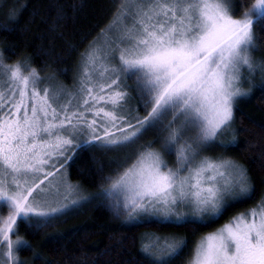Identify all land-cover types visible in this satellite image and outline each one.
<instances>
[{
  "label": "snow or ice",
  "instance_id": "6c2138e0",
  "mask_svg": "<svg viewBox=\"0 0 264 264\" xmlns=\"http://www.w3.org/2000/svg\"><path fill=\"white\" fill-rule=\"evenodd\" d=\"M131 3L122 33L81 54L73 92L46 83L30 57L8 64L0 53V213L8 212L0 215V264H18L14 246L27 245L10 238L18 222L38 230L70 206L49 202L54 187L65 190L64 201L75 190L66 180L70 161L84 151L130 146L150 129L167 134L162 149L149 142L112 184L134 194L125 205L130 217L151 211L177 226L206 224L251 198L246 168L201 152L232 126L238 98L250 94L241 87L243 70L264 79V60L253 56L264 34V0L240 18L233 0ZM132 92L150 108L143 117L129 107ZM173 151L177 166L169 168L164 153ZM186 246V239L165 240L164 255L175 257ZM188 264H264V197L202 237Z\"/></svg>",
  "mask_w": 264,
  "mask_h": 264
},
{
  "label": "trees",
  "instance_id": "16d2710c",
  "mask_svg": "<svg viewBox=\"0 0 264 264\" xmlns=\"http://www.w3.org/2000/svg\"><path fill=\"white\" fill-rule=\"evenodd\" d=\"M254 1L233 0L235 16ZM121 2L0 0V52L8 64L30 57L31 66L39 74L55 75L57 80L69 85L76 76L81 54L111 24ZM13 11L18 19L9 18ZM58 16L62 19L58 20ZM255 55L257 60H264V34L259 38ZM256 78L248 88L250 94L237 100L232 136L223 153L247 169L249 182L254 186L251 198L230 204L214 221L177 226L155 218H126L96 197L52 218L38 230L18 222V233L14 237L27 241L18 251L20 264H165L169 260L171 264H188L203 235L257 205L264 197V79L260 72ZM135 97L133 102L137 106ZM159 132L155 129L142 134L138 153L149 142L160 149ZM129 152L105 148L81 152L77 159L69 162L67 176L84 191L96 195L132 163L136 154L129 156ZM149 236L186 239L187 246L175 257L158 259L148 254L154 250L143 251Z\"/></svg>",
  "mask_w": 264,
  "mask_h": 264
},
{
  "label": "rangeland",
  "instance_id": "374dc122",
  "mask_svg": "<svg viewBox=\"0 0 264 264\" xmlns=\"http://www.w3.org/2000/svg\"><path fill=\"white\" fill-rule=\"evenodd\" d=\"M256 3H257V0H255L254 3L248 9L244 10L243 12L248 11L249 9H251L253 7V5H255ZM120 6H121L120 10L113 17L114 19L112 20L111 24L108 27L105 28V30L94 40V42H92L90 44V46L84 52H86V51H88L90 49H96V48H101L102 49V48H104L107 43L112 42L114 39H116L122 33V30H123L125 24H130V20L125 17L124 13L129 8L134 7V5H132L131 0H122ZM242 13L239 16H236V18H240L241 15H242ZM253 56L256 58L255 51L253 52ZM117 63H118V61H117ZM82 68H83V60L81 58L80 59V62H79L78 69H77V73L75 74L76 76L74 77L72 83H70L69 85L61 82L59 79L58 80L56 78L51 79L52 76H50L48 74H46V75L40 74V76L41 77H44L46 79V83H48V84H52V85H55V86H58V87H62V88L66 89L69 92H73L79 86V79H80V73L82 71ZM243 71H244V77L245 78H244V80H243V82L241 84V87H242V90L243 91L247 92L248 91V88L249 87L251 88V85L257 79L256 77L259 75V71H257L255 73V75L252 76V77H249L248 76L246 69H244ZM134 79L135 78L133 77L132 79H128L126 81L127 85L130 88L132 86H134ZM44 86H45L44 84L41 85V87H44ZM131 95H132L133 98L136 96L135 92H132ZM133 98L131 99V102H130L129 107L134 112L138 113L139 116L143 117L144 115L147 114V111L150 110V108L146 110L143 107V105H141L142 106V110H141L142 112H140V106H139L140 104H137V106L134 105ZM240 98H238V99H240ZM90 116H91V114H89V117ZM231 129H232V126L230 128L225 129L223 132L219 133L215 141L210 142L208 145H206L204 147L203 151L201 152V156H208V157H212L214 159L219 158V159H223V160H231L234 163L238 164L236 161H234L233 158L227 157V155H224L223 154L224 151L226 149H228L229 139L232 136L231 135L232 134ZM152 130H155V129H150V130L144 132L143 134L144 135L149 134ZM156 130H159L161 132V136H160L161 141H158V142L161 143V146H160L161 148L160 149H162V146L164 144V139H165V137H166L167 134L162 131V128L161 129H156ZM187 135L191 136V135H193V133L190 132ZM142 136L143 135H141L140 137H142ZM140 137L137 139L136 143L131 144L130 146H127V147L117 148V149H115L113 151H117V150H120V149H124V151H128V150L130 151L129 152V156L132 155V154H136L137 155L138 154V150L137 149L139 148L138 147L139 146L138 143H139V141L141 139ZM160 149H157V150H160ZM213 153L215 155H212ZM164 159H165L166 163L168 164V167L169 168H175L177 166V159H176V155H175V152L174 151H173L172 154H169V153L165 152L164 153ZM134 160H132V162ZM57 179H59V177ZM116 179H114L112 181H109V183L107 184L106 187L100 188L99 191L96 193V195H91L88 192L84 191L83 188L81 186H79L76 182H71L70 179H69V177L66 175L67 182L69 184L73 185L74 186V189H75L71 193V196H70L69 201H64L63 200V196L66 193H65V190L62 187L60 188L59 191H57V189L54 187L52 189L51 194H50L49 202L51 203V205L53 207H61L65 203H68L70 206L65 210V212H66L68 210H72L74 208H77V207L85 204L86 202L92 201L93 199H95L97 197L99 199L104 200L106 202V205L107 206H110L115 213L121 212L122 214H125L124 216L126 218H133V217H130L129 216V214H128V208L131 207V200H130V198L134 194L132 192L124 189V188H113L112 187V184H113V182ZM71 200H76L77 203L73 205V204H71ZM125 205H128V208H126ZM257 205H254L252 208H248L247 210L242 211V213L248 212L250 209L256 208ZM179 211H180L181 214H183L185 211H190V210L181 208V209H179ZM7 214H8V212H7V209L6 208L3 210L2 213H0V215H3L4 217H6ZM235 216H237V215H235ZM134 217L135 218H133V219H142V218H150V219H153V218H155V219L164 221V219H163V213H155L154 214L151 211H149L147 213H134ZM45 219H48V218H45ZM230 220H228L227 222L223 223L219 228H217L216 230H214L212 232H209L208 234L214 233L217 230L223 228L226 224H228L230 222ZM208 234H206V235H208ZM206 235H203L202 237H204ZM10 238L13 241H15L17 239H22L21 237L20 238L14 237V234H10ZM172 239H174V238H170V237L159 238V237H154V236L147 237L146 238V242H147L146 243V246L148 247V249L154 250L153 253H149L147 251L148 254H150V256H153V257L154 256L155 257L157 256V258L159 257L158 259H160L161 257H166L164 255V247H163L164 241L165 240H172ZM5 249H6V245H5ZM19 249H20V247H15L14 246V254L17 257H18V251H19ZM18 264H20L19 258H18Z\"/></svg>",
  "mask_w": 264,
  "mask_h": 264
}]
</instances>
